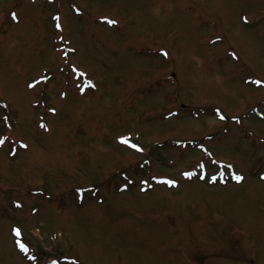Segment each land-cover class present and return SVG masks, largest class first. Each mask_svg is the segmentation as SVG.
I'll use <instances>...</instances> for the list:
<instances>
[{"label": "rangeland", "instance_id": "rangeland-1", "mask_svg": "<svg viewBox=\"0 0 264 264\" xmlns=\"http://www.w3.org/2000/svg\"><path fill=\"white\" fill-rule=\"evenodd\" d=\"M0 264H264V0H0Z\"/></svg>", "mask_w": 264, "mask_h": 264}, {"label": "snow or ice", "instance_id": "snow-or-ice-1", "mask_svg": "<svg viewBox=\"0 0 264 264\" xmlns=\"http://www.w3.org/2000/svg\"><path fill=\"white\" fill-rule=\"evenodd\" d=\"M110 23H115L114 21H110ZM237 179H240V177H237Z\"/></svg>", "mask_w": 264, "mask_h": 264}]
</instances>
